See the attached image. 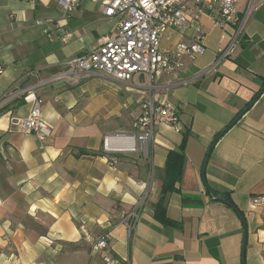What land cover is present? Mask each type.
<instances>
[{"label":"crops","instance_id":"crops-1","mask_svg":"<svg viewBox=\"0 0 264 264\" xmlns=\"http://www.w3.org/2000/svg\"><path fill=\"white\" fill-rule=\"evenodd\" d=\"M95 6L83 15L112 22V31L85 48L69 43L75 33L64 30L70 22L62 20L57 0H0V103L15 93L0 111V264H103L93 242L106 232L123 264H244V256L246 264H264V207L252 203L253 196L264 194V92L216 143L206 182L203 177L210 146L264 85V0L239 1L241 40L225 58L219 52L238 25H217L218 13L204 14L199 28L205 52L157 79L155 89L144 76L121 82L104 74L78 85H38L115 35L117 20ZM45 19L50 23L37 25ZM197 27L190 21L183 29H169L162 47L195 40ZM66 32L72 37L64 42ZM28 89L35 93L25 99ZM153 95L177 106L179 128L159 126L148 157L120 154L110 161L105 136L130 131L141 102ZM35 97L52 130L44 142L11 120L26 118ZM186 132L181 182L166 208L180 222L176 227L157 219L155 208L168 153ZM206 183L229 194L244 213L245 253L244 223L236 210L214 199Z\"/></svg>","mask_w":264,"mask_h":264},{"label":"built area","instance_id":"built-area-1","mask_svg":"<svg viewBox=\"0 0 264 264\" xmlns=\"http://www.w3.org/2000/svg\"><path fill=\"white\" fill-rule=\"evenodd\" d=\"M83 1L97 3L101 13L117 20L114 36L103 37L97 46L88 52L71 58L63 71L57 72L38 85L53 82L78 85L92 74H104L121 82H131L135 77L147 78L150 88L164 75H172L185 66L186 58H194L205 52L199 23L206 13H218L222 23H235L238 29L226 48L220 50L221 58L235 53L240 43L243 22L238 15L240 0H57L62 20L68 21ZM197 24L198 35L190 42H180L173 48L162 47V37L171 28L183 29L190 22ZM50 20H38L37 25L45 27ZM45 33H49L45 29ZM60 36V34H59ZM72 34L66 32L64 42ZM215 66V65H214ZM188 85V81L183 82ZM33 89L22 92L24 98L33 94ZM9 93L0 103V111L14 97ZM35 105L30 114L11 120L19 125L24 134H34L40 142L48 140L52 130L42 117V100L35 97ZM180 114L176 105L169 100H158L150 96L141 102V112L133 120L132 129L105 136L103 151L110 161L120 154L142 156L151 155V142L159 126L168 124L179 126ZM254 206L264 207V194L252 198ZM134 217L138 215L134 213ZM131 229L132 224H128ZM85 236L87 231L83 229ZM111 235L103 233L93 242V250L102 254L103 264H123L111 248ZM59 264V263H51Z\"/></svg>","mask_w":264,"mask_h":264},{"label":"trees","instance_id":"trees-1","mask_svg":"<svg viewBox=\"0 0 264 264\" xmlns=\"http://www.w3.org/2000/svg\"><path fill=\"white\" fill-rule=\"evenodd\" d=\"M258 94L256 95V97L258 96ZM187 138H188V135L186 132L183 135V139L180 145L177 148L170 150L168 153L167 164H166V180L163 183L161 195H160L159 201L157 202L156 208H155V216L157 219H159L166 225H172L176 227L181 226L180 222L174 221L171 218H169L167 215L166 208H167V201H168L169 194H171L172 192L178 191V188L176 185L179 182H181V177H182L183 167H184ZM225 198L228 200H231L229 194H226Z\"/></svg>","mask_w":264,"mask_h":264},{"label":"rangeland","instance_id":"rangeland-1","mask_svg":"<svg viewBox=\"0 0 264 264\" xmlns=\"http://www.w3.org/2000/svg\"><path fill=\"white\" fill-rule=\"evenodd\" d=\"M92 10L96 11L95 3L91 1H83L80 9L74 11L70 15L68 19L70 25L64 28V30L68 29L69 31H73L75 36L69 41V43L79 46L83 45L86 48L89 47L97 35L104 32L110 33L112 31V22H109L108 20L102 21L96 17L89 18L83 15L87 12H92ZM174 127L179 128L178 126Z\"/></svg>","mask_w":264,"mask_h":264},{"label":"water","instance_id":"water-1","mask_svg":"<svg viewBox=\"0 0 264 264\" xmlns=\"http://www.w3.org/2000/svg\"><path fill=\"white\" fill-rule=\"evenodd\" d=\"M263 92H264V85L262 87V90L259 92L258 96L250 104H248V106L246 108H244V110H242L240 112V114L220 134H218V136L216 137L215 142H213V144L210 146V148L208 150V153H207V156H206V159H205V162H204V165H203V177H204L205 182H206V169H207V166H208V162H209L211 153H212L216 143L226 134V132L230 128H232L244 116V114L247 113V111L254 105V103L257 101V99L261 96V94ZM206 186H207L208 190L211 192V194L214 197V199H216V200H218L220 202H223V203L227 204L228 206L232 207L234 210H236L237 214L239 215V217L241 218L242 222L244 223L245 234H246L245 240H244V253H245L246 247H247V243H248V236H247L248 235V227H247V221H246V217H245L244 213L241 210H239L238 207L231 200L226 199L225 196H223L222 194L214 191L207 183H206ZM243 262H244V264H246L245 256H244Z\"/></svg>","mask_w":264,"mask_h":264}]
</instances>
